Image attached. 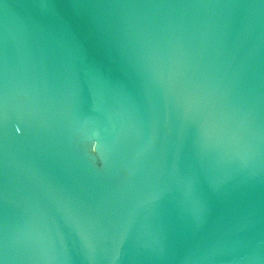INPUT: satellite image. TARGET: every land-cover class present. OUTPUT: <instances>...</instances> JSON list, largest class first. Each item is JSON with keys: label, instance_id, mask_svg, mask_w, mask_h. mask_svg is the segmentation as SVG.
<instances>
[{"label": "water", "instance_id": "95a60500", "mask_svg": "<svg viewBox=\"0 0 264 264\" xmlns=\"http://www.w3.org/2000/svg\"><path fill=\"white\" fill-rule=\"evenodd\" d=\"M94 23L147 37L132 53L139 104L77 70L80 42L121 75ZM5 70L4 264H264V0H0V85ZM209 186L211 211L194 222Z\"/></svg>", "mask_w": 264, "mask_h": 264}, {"label": "snow or ice", "instance_id": "6c2138e0", "mask_svg": "<svg viewBox=\"0 0 264 264\" xmlns=\"http://www.w3.org/2000/svg\"><path fill=\"white\" fill-rule=\"evenodd\" d=\"M92 33L97 38L98 43L105 50L109 58L112 59L113 62L119 64L121 75L118 77L113 76L102 62L90 60L87 48L80 42H77L74 46V52L77 57V70L84 72L90 83L102 84L107 90L121 95L129 102L139 104L142 100V92L145 82L142 79L143 73L139 70L140 58L132 53L137 47H139L141 52H148L150 44L147 37L141 31L129 24L124 27L115 24L111 29H109L103 24L94 23L92 25ZM148 54L150 55V53ZM153 69H155V65H153ZM153 74H157L155 70L153 71ZM4 80L5 83L0 85V111L6 109L9 103L6 87V70ZM191 102V96L185 98V112L188 111V107ZM77 113L83 120V125L81 126L91 124L90 118L83 114L82 108L78 110ZM199 129L201 136L206 137L207 130L203 123L199 125ZM98 146V141L93 143L92 140L89 139L88 144L85 147L89 151V154H93L97 150ZM215 188V186H209L207 190H204L201 193V205L197 211L194 222L203 220L210 213L212 201L217 195ZM4 199L5 205L3 211L6 217L9 209L6 203V196ZM63 201L69 210H72L77 203H82L67 200ZM147 202L158 206L161 212L167 213L171 218V221L178 216L170 208L169 201L165 198L163 192L150 193L147 197ZM8 239L9 237L6 229L0 231V248L7 247ZM123 241V233L118 234L113 238V244L117 255H119L120 245ZM164 251L165 249L161 248L159 250V255H163ZM0 264H4V261L0 260Z\"/></svg>", "mask_w": 264, "mask_h": 264}]
</instances>
